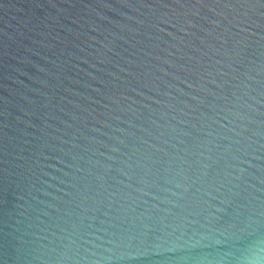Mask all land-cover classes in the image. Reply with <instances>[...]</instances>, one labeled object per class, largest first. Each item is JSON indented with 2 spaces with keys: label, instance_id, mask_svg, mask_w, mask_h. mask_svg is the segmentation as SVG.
I'll use <instances>...</instances> for the list:
<instances>
[{
  "label": "water",
  "instance_id": "obj_1",
  "mask_svg": "<svg viewBox=\"0 0 264 264\" xmlns=\"http://www.w3.org/2000/svg\"><path fill=\"white\" fill-rule=\"evenodd\" d=\"M0 264H264V0H0Z\"/></svg>",
  "mask_w": 264,
  "mask_h": 264
}]
</instances>
